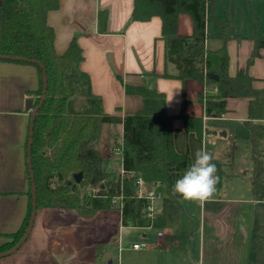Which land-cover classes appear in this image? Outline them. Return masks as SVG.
<instances>
[{
    "label": "crops",
    "instance_id": "1",
    "mask_svg": "<svg viewBox=\"0 0 264 264\" xmlns=\"http://www.w3.org/2000/svg\"><path fill=\"white\" fill-rule=\"evenodd\" d=\"M219 1L207 8L206 49L214 53L213 68L220 69L219 51L225 47L227 73L234 77L246 70L256 79L254 87L264 89V49L248 64L259 34L257 22L252 19L253 29L249 25L251 32L245 33L235 24L232 11L224 19L218 17ZM228 1L232 6L233 0ZM133 9L134 0H59V8L47 15L55 31V50L64 54L76 39L84 57L80 68L89 75L91 91L102 100L106 114L125 117L141 111L142 97L127 95L125 85H146L165 94L168 115L202 119L200 135L188 132L183 121L176 119L174 144L178 153L188 151L192 162L195 152L205 148L212 162L222 165L214 196L203 204L183 200L186 216L163 230L124 226L122 212L115 207L97 211L40 208L27 240L14 254L0 258V264H264V198L253 195L254 165L245 125L249 100L229 98L225 115L208 117L204 83L163 77L165 72L175 75L176 70L166 62L161 17L135 21ZM226 20L232 38L224 42L219 23ZM193 33V18L180 14L178 34ZM39 87L37 66L0 61V245L21 229L28 212L27 142L32 111L26 103L29 99L35 103ZM105 125L97 148L111 161V149H123V127L110 124L105 138ZM114 130L117 139H113ZM242 148L245 168L237 166ZM260 150L264 170L262 145ZM117 156L121 170L122 155ZM136 243L147 246L136 250L132 247Z\"/></svg>",
    "mask_w": 264,
    "mask_h": 264
},
{
    "label": "trees",
    "instance_id": "2",
    "mask_svg": "<svg viewBox=\"0 0 264 264\" xmlns=\"http://www.w3.org/2000/svg\"><path fill=\"white\" fill-rule=\"evenodd\" d=\"M218 0H134L132 19L148 21L154 16L162 19V37L166 44V62L174 66L175 75L165 78L181 81L193 79L204 83L208 91L205 114L222 117L227 113L229 98H247L249 116L245 125L249 129L248 146L251 148L254 172L252 190L256 199L264 198L261 181V153L264 142V89L254 87L256 79L248 71L236 76L227 73L228 54L223 47L219 52L220 69L213 68V56L206 49L207 8H214ZM59 8V0H0V57H16L18 64L35 65L39 70L40 87L35 98L39 106L33 124L31 168H29V207L21 229L9 241L0 245V254L14 248L29 226L33 206V182L37 209L59 208L94 211L113 208L112 200L123 196L122 223L124 226L152 227L157 230L171 228L186 216L182 198L172 194V187L193 163L189 152L175 149L173 123L181 119L188 132L202 133V119L186 114L170 116L166 111L165 94L146 85H125L127 95L143 99L141 111L117 117L106 114L102 100L93 95L91 81L80 68L83 51L76 39L67 51L59 55L55 50V31L47 23L50 11ZM189 14L194 21L192 36L178 34V18ZM221 39L232 38L229 20L219 23ZM255 47L248 64L260 57L264 38L257 33ZM47 87L45 98L43 69ZM206 70V72H205ZM217 75L218 80L212 78ZM210 94V93H209ZM82 98L81 108L77 100ZM75 106V107H74ZM104 124L122 125V172L109 170V161L99 152L97 145ZM113 139H117L114 136ZM216 164L219 175L222 165ZM82 174L77 183L74 176ZM141 180V188L138 181ZM86 188L93 190L89 197ZM161 193L160 205L152 217L147 215L150 201L148 193ZM141 194V195H140ZM116 208V207H115Z\"/></svg>",
    "mask_w": 264,
    "mask_h": 264
},
{
    "label": "rangeland",
    "instance_id": "3",
    "mask_svg": "<svg viewBox=\"0 0 264 264\" xmlns=\"http://www.w3.org/2000/svg\"><path fill=\"white\" fill-rule=\"evenodd\" d=\"M228 0H220L218 2V17L224 19L225 15H228L232 11V18L235 21V24L238 25L239 28L243 29L245 33L251 32L253 29V22H257L259 27V33L264 37V0H233L232 6L229 5ZM227 19L230 20L228 17ZM253 19V22H252ZM249 25L251 26V31H249ZM215 92L211 91L209 95H213ZM81 102H83L82 98H78L77 100V108H81ZM75 107V106H74ZM264 114V110H263ZM108 125V126H107ZM116 130L113 132V137H116ZM110 135V124H106L104 127L103 137L108 138ZM120 147V144H119ZM264 148V143L262 144ZM261 157L262 151L260 150ZM245 148H242L237 153V166L240 168H245L246 166L245 159ZM111 157L113 158L109 161V170L112 172H121L118 166V156L113 153V149H111ZM264 166V162H263ZM264 174V170H261V175ZM261 180H264V177L261 176ZM86 194L89 197L93 196V190L90 188H86ZM160 205V199L155 202V208H158ZM157 230V229H156ZM9 241V240H8Z\"/></svg>",
    "mask_w": 264,
    "mask_h": 264
},
{
    "label": "clouds",
    "instance_id": "4",
    "mask_svg": "<svg viewBox=\"0 0 264 264\" xmlns=\"http://www.w3.org/2000/svg\"><path fill=\"white\" fill-rule=\"evenodd\" d=\"M213 156L205 148L195 152L194 162L172 187V194L179 195L184 201H195L200 204L210 200L219 182L218 169Z\"/></svg>",
    "mask_w": 264,
    "mask_h": 264
},
{
    "label": "water",
    "instance_id": "5",
    "mask_svg": "<svg viewBox=\"0 0 264 264\" xmlns=\"http://www.w3.org/2000/svg\"><path fill=\"white\" fill-rule=\"evenodd\" d=\"M1 59H5V60H16L18 58L16 57H0ZM38 66H40V68L43 69V76H44V91H43V96H42V101L44 100L45 98V91H46V87H47V79L45 77V72H44V67L42 66V64H40L39 62H35ZM213 79L215 80H218L219 77L217 75H214L212 76ZM26 109L29 111L31 110L32 111V120H31V124H30V136L32 137L33 135V124H34V120H35V117H36V114L38 112V109H39V106L37 107H34V101L32 99H29L26 103ZM225 134V133H224ZM31 144H32V140L30 139V143H29V147H28V167L31 168ZM74 179L77 183H80L81 180H82V174L81 173H78L74 176ZM32 182H33V206H32V215H31V219H30V223H29V226L26 230V233L24 234L23 238L19 241V243L14 247L12 248L11 250L5 252V253H1L0 254V258H3V257H7V256H10L12 254H14L16 251H18L21 246L23 245V243L27 240V238L29 237L30 235V232L33 228V225H34V221H35V216H36V213H37V204H36V198H35V188H34V179L32 178Z\"/></svg>",
    "mask_w": 264,
    "mask_h": 264
},
{
    "label": "built area",
    "instance_id": "6",
    "mask_svg": "<svg viewBox=\"0 0 264 264\" xmlns=\"http://www.w3.org/2000/svg\"><path fill=\"white\" fill-rule=\"evenodd\" d=\"M206 72V70H205ZM209 95V91L208 89L205 87V90H204V95H203V101L205 102L207 97ZM113 153L115 155H122L123 154V149H113ZM121 172L123 173V171L121 170ZM138 184L140 185V187L142 188L143 187V183L141 180L138 181ZM141 195V194H140ZM162 197V194L161 193H155V192H150L148 193L147 195V198L148 200L150 201V204L148 205L147 207V215L149 217H152L153 214L155 213L156 209L155 208V202L158 200V199H161ZM112 205L116 208H118L119 210L122 209L123 207V196L120 195V196H116L113 198L112 200ZM147 245L146 243H136L134 244L132 247L136 250H140V249H143L145 248Z\"/></svg>",
    "mask_w": 264,
    "mask_h": 264
}]
</instances>
